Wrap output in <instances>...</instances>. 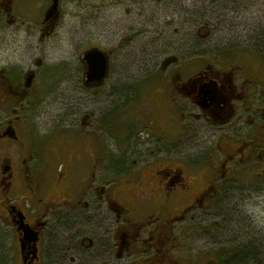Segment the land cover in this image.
<instances>
[{"label":"flooded vegetation","instance_id":"af4514ba","mask_svg":"<svg viewBox=\"0 0 264 264\" xmlns=\"http://www.w3.org/2000/svg\"><path fill=\"white\" fill-rule=\"evenodd\" d=\"M57 1L58 11L50 13L54 0H0V264H175L170 226L195 212L221 207L240 168L249 166L264 147V141L242 135L241 129L245 123L258 128L264 121V88L256 91L211 63L190 74L183 66V75L177 71L172 77L179 102L165 92L161 71L151 72L134 88L149 87L157 101L164 95L167 110L181 114L180 126L191 123L189 129L182 127V135L193 141L190 149L206 146L212 133L222 135L217 170L204 153L175 158L169 148L174 139L160 135L155 142L142 141L124 117L141 93L136 91L133 99L125 95L122 109H112L97 121L96 129L112 148L88 135L90 176L80 189L75 182L78 165L73 159L62 162L60 149L47 164L42 109L39 114L31 111L32 101L42 95V39L60 26L62 0ZM174 59L166 60L162 69ZM159 103L158 109L163 108ZM148 142L154 143L148 149L156 155L147 160L151 168L141 178L143 168L136 165L144 162L147 154L140 149ZM164 146L167 162L155 166ZM128 177L136 180L121 183V202L109 180ZM163 211L167 215L161 219Z\"/></svg>","mask_w":264,"mask_h":264},{"label":"rangeland","instance_id":"374dc122","mask_svg":"<svg viewBox=\"0 0 264 264\" xmlns=\"http://www.w3.org/2000/svg\"><path fill=\"white\" fill-rule=\"evenodd\" d=\"M61 7L59 28L42 39V95L32 101L31 111L39 114L42 109V150L47 164L54 161L55 150L60 149L62 162L73 159L78 165L75 182L80 189L85 185L82 180L90 176L92 145L88 135L112 148L105 134L96 129L98 119L121 108L127 97L133 99L129 88L138 86L151 72L161 71L165 92L179 102L181 97L172 90V77L177 71L183 75V66L190 74L204 63H211L219 70L230 71L232 77L256 91L264 88V61L251 54L264 43V0H62ZM91 48L105 51L110 60L109 75L96 88L84 85L82 56ZM171 58L175 63L162 69ZM148 88L142 86L137 91L141 93L131 102L133 109H127L124 116L131 120L141 140L155 142L160 135L174 139L169 148L174 150L175 158L204 153L217 170L223 158L218 144L222 135L212 133L206 146L190 149L193 141L182 135V127L189 129L191 123L180 126L181 114L167 110L164 95L159 101L165 109H158L160 103ZM249 127L247 123L242 125V135L264 141V121L258 128ZM152 144L148 142L140 149L147 154L144 162L136 165L143 168L141 178L147 177L151 168L146 167L147 160L156 155L148 149ZM166 150L155 166L167 162ZM92 151L97 154L99 149L94 146ZM263 156L261 147L256 159L240 168L238 181L233 182L229 196L222 197L221 207L195 212L170 226L175 264H208L222 246L228 248L234 242L264 245ZM135 180L128 177L109 182L115 184L117 197L124 202L121 183ZM133 214L139 213L134 210ZM166 215L163 211L161 216H154L164 219Z\"/></svg>","mask_w":264,"mask_h":264},{"label":"trees","instance_id":"16d2710c","mask_svg":"<svg viewBox=\"0 0 264 264\" xmlns=\"http://www.w3.org/2000/svg\"><path fill=\"white\" fill-rule=\"evenodd\" d=\"M257 48L259 50L251 51V54L264 61V43L258 44ZM134 87L129 88V94L136 93L137 90ZM227 246L228 248L222 246L215 252V256L209 258L208 264H264V245L261 246V244H254L250 241H239Z\"/></svg>","mask_w":264,"mask_h":264},{"label":"water","instance_id":"95a60500","mask_svg":"<svg viewBox=\"0 0 264 264\" xmlns=\"http://www.w3.org/2000/svg\"><path fill=\"white\" fill-rule=\"evenodd\" d=\"M58 11V1L50 8V13ZM82 62L85 66V86H100L108 76L110 60L109 55L98 48H91L83 53Z\"/></svg>","mask_w":264,"mask_h":264}]
</instances>
